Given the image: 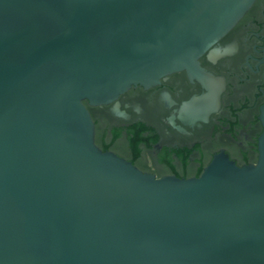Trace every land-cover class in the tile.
I'll return each mask as SVG.
<instances>
[{"label":"water","instance_id":"95a60500","mask_svg":"<svg viewBox=\"0 0 264 264\" xmlns=\"http://www.w3.org/2000/svg\"><path fill=\"white\" fill-rule=\"evenodd\" d=\"M252 2L0 0V264H264V101L254 161L191 176L102 150L86 107L178 70L216 98L198 57Z\"/></svg>","mask_w":264,"mask_h":264},{"label":"flooded vegetation","instance_id":"af4514ba","mask_svg":"<svg viewBox=\"0 0 264 264\" xmlns=\"http://www.w3.org/2000/svg\"><path fill=\"white\" fill-rule=\"evenodd\" d=\"M198 61L215 77L209 85L216 98L183 70L148 87L130 85L108 103L86 105L98 141L116 132L107 149L155 176L197 175L218 148L237 164L254 161L264 101V0H253ZM137 129L141 139L132 146L128 135Z\"/></svg>","mask_w":264,"mask_h":264},{"label":"trees","instance_id":"16d2710c","mask_svg":"<svg viewBox=\"0 0 264 264\" xmlns=\"http://www.w3.org/2000/svg\"><path fill=\"white\" fill-rule=\"evenodd\" d=\"M141 128V127H140ZM139 128V129H140ZM116 137V132H113L111 134V136L108 138V139H102L101 140V137L99 136V141H98V137H97V134L94 135V142L98 145L100 143V141H102V145H98L102 150L103 149H107L110 147L111 143L113 142V140L115 139ZM141 139V135L140 133L138 132V129L136 131H134L131 135H128V141L129 143L134 146L135 143ZM199 170L197 171V174H198Z\"/></svg>","mask_w":264,"mask_h":264}]
</instances>
